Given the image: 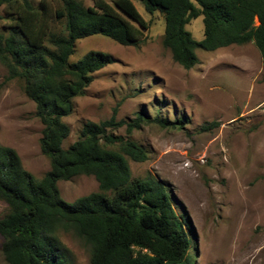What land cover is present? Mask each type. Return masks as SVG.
I'll return each instance as SVG.
<instances>
[{
	"label": "trees",
	"instance_id": "1",
	"mask_svg": "<svg viewBox=\"0 0 264 264\" xmlns=\"http://www.w3.org/2000/svg\"><path fill=\"white\" fill-rule=\"evenodd\" d=\"M90 1L86 7L82 0H56L51 7L45 0L38 6L32 0H0L10 18L9 34L0 31V54L8 58L9 79H19L35 105L42 124L40 151L50 164L36 180L13 149L0 145V202L9 209L0 220L2 255L7 264H67L57 238L62 231L90 246V264H193L190 249L196 244L188 235L190 224L175 213L165 186L152 178H131L128 159L144 162L145 151L107 132L125 126L130 134L144 122L143 114L131 123L117 122L116 107L109 120L86 123L76 141L62 147L69 135L63 120L71 115L74 99L85 94L94 73L114 63L100 52L69 63L75 42L102 36L134 46L149 28L132 0ZM137 1L148 15L163 14L162 45L184 70L198 64L197 50L252 42L264 72V0ZM199 17L203 38L195 41L186 26ZM56 22L64 23L63 33L52 32ZM80 175L93 176L98 192L73 203L63 201L57 183Z\"/></svg>",
	"mask_w": 264,
	"mask_h": 264
},
{
	"label": "rangeland",
	"instance_id": "2",
	"mask_svg": "<svg viewBox=\"0 0 264 264\" xmlns=\"http://www.w3.org/2000/svg\"><path fill=\"white\" fill-rule=\"evenodd\" d=\"M54 1L45 0L51 7ZM132 2L149 27L137 45L120 46L102 36L75 42L69 63L89 52L107 54L114 63L94 73L85 94L74 99L71 115L63 120L69 135L62 147L74 143L86 123L109 120L116 107L117 122L131 123L143 114L145 123L130 134L125 126L107 132L145 151L144 162L128 159L131 178H152L165 186L175 213L190 224L188 235L196 244L190 249L193 264H264V72L259 51L252 42L197 50L198 64L184 70L162 45L163 14L148 15L139 1ZM9 24L1 8L5 36ZM186 30L201 41L202 18ZM63 31V22L52 25L53 33ZM7 62L0 54V145L13 149L22 167L40 180L50 169L39 146L42 124L22 82L9 79ZM155 119L178 126L162 127ZM57 188L63 201L73 203L98 192V183L80 175L59 181ZM8 211L0 202V220ZM57 238L67 264H90V246L82 239L62 231ZM3 241L0 236V264H7Z\"/></svg>",
	"mask_w": 264,
	"mask_h": 264
}]
</instances>
